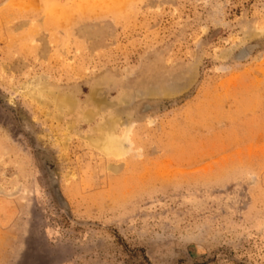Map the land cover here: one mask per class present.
<instances>
[{"label": "rangeland", "instance_id": "rangeland-1", "mask_svg": "<svg viewBox=\"0 0 264 264\" xmlns=\"http://www.w3.org/2000/svg\"><path fill=\"white\" fill-rule=\"evenodd\" d=\"M0 264H264V0H0Z\"/></svg>", "mask_w": 264, "mask_h": 264}, {"label": "bare ground", "instance_id": "bare-ground-1", "mask_svg": "<svg viewBox=\"0 0 264 264\" xmlns=\"http://www.w3.org/2000/svg\"><path fill=\"white\" fill-rule=\"evenodd\" d=\"M45 87L46 86L37 83L34 85L33 89L27 92V95L37 100H39L43 95H51ZM53 98L57 108L62 110L72 108V103L69 98L65 96H54ZM92 116L93 114L91 111H87L83 115L84 119H91ZM113 128L114 122L110 121V125L107 124L106 126L100 128V130H98L99 136L95 139L90 140L89 142L91 145L101 151L104 155L112 156L114 158H120L126 155L129 151L128 147L125 146V143L127 142V135L129 133V127H126L125 133L122 138H117Z\"/></svg>", "mask_w": 264, "mask_h": 264}]
</instances>
